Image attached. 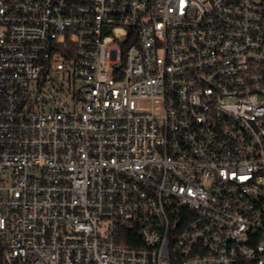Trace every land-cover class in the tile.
<instances>
[{
	"label": "built area",
	"instance_id": "obj_1",
	"mask_svg": "<svg viewBox=\"0 0 264 264\" xmlns=\"http://www.w3.org/2000/svg\"><path fill=\"white\" fill-rule=\"evenodd\" d=\"M0 264H264V0H0Z\"/></svg>",
	"mask_w": 264,
	"mask_h": 264
}]
</instances>
